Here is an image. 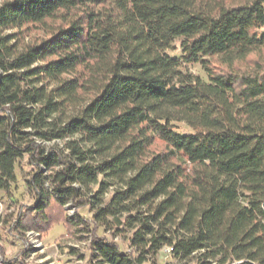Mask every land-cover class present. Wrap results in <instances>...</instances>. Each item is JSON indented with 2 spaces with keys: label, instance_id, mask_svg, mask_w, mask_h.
Instances as JSON below:
<instances>
[{
  "label": "clouds",
  "instance_id": "obj_1",
  "mask_svg": "<svg viewBox=\"0 0 264 264\" xmlns=\"http://www.w3.org/2000/svg\"><path fill=\"white\" fill-rule=\"evenodd\" d=\"M0 264H264V0H0Z\"/></svg>",
  "mask_w": 264,
  "mask_h": 264
}]
</instances>
